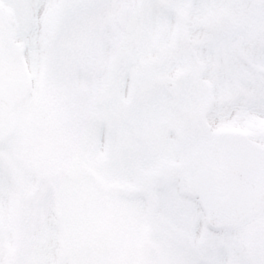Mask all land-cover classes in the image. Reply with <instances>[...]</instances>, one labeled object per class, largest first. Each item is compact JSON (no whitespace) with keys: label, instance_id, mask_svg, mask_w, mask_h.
Masks as SVG:
<instances>
[{"label":"snow or ice","instance_id":"obj_1","mask_svg":"<svg viewBox=\"0 0 264 264\" xmlns=\"http://www.w3.org/2000/svg\"><path fill=\"white\" fill-rule=\"evenodd\" d=\"M0 264H264V0H0Z\"/></svg>","mask_w":264,"mask_h":264}]
</instances>
